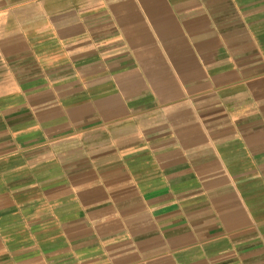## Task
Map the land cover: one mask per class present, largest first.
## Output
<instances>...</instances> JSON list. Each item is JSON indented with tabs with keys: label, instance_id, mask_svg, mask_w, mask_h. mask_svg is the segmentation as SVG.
I'll return each mask as SVG.
<instances>
[{
	"label": "crops",
	"instance_id": "1",
	"mask_svg": "<svg viewBox=\"0 0 264 264\" xmlns=\"http://www.w3.org/2000/svg\"><path fill=\"white\" fill-rule=\"evenodd\" d=\"M0 264H264V0H0Z\"/></svg>",
	"mask_w": 264,
	"mask_h": 264
}]
</instances>
